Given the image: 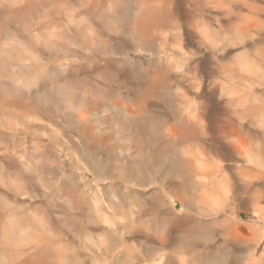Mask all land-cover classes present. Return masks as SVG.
Returning <instances> with one entry per match:
<instances>
[{"label": "clouds", "instance_id": "9594fccd", "mask_svg": "<svg viewBox=\"0 0 264 264\" xmlns=\"http://www.w3.org/2000/svg\"><path fill=\"white\" fill-rule=\"evenodd\" d=\"M200 3L214 11L196 16L194 26L191 0H78V6L63 0L53 7L70 20L79 14L82 43L71 45L77 53L47 65L36 50L40 34L34 29L31 47L15 37L0 39V131L12 134L0 140V264H264V128L253 145L261 162L247 167L225 139L237 125L216 109L221 98L213 93L219 83L214 71L225 67L229 48H241L264 81V0ZM16 6L0 0V8ZM201 28L218 42L210 45ZM49 66L60 77L55 91L48 90ZM177 81L193 85L189 90L200 101L193 109L197 117L183 124L168 107L187 95ZM42 91L51 97L53 116L62 110L82 120L112 116L116 153L125 164L138 162L127 178H94L84 208L28 151L25 137L35 121L25 113L7 115L15 112L10 100ZM154 121L158 136L150 135ZM185 136L219 158L207 183L186 171L184 148L173 157L184 180L175 181L167 157L172 142ZM217 178L226 191L218 189ZM166 181L180 191L170 196ZM88 216L95 217L91 227Z\"/></svg>", "mask_w": 264, "mask_h": 264}, {"label": "rangeland", "instance_id": "374dc122", "mask_svg": "<svg viewBox=\"0 0 264 264\" xmlns=\"http://www.w3.org/2000/svg\"><path fill=\"white\" fill-rule=\"evenodd\" d=\"M10 3L16 4L17 6L16 7H10V8H0V23H2L4 25V31L2 33H0V39H9V38L15 37L22 44H24L25 47H31L32 46V40L30 39V33L34 29L37 33L40 34V37H39L40 43H39L38 47L36 48V50L42 53L41 58L44 60L45 64L47 65L48 61L50 59L55 58L56 56L59 55L60 52H57V50L62 46L63 39L67 38L66 40H68L71 38L72 34H71L70 30H73L75 25L73 24V26H72V25H70V23L67 22V24L66 23L65 24H61V23L59 24L58 23L57 26L53 27L52 26V20L58 19V15L54 14L52 17V15H51V9L52 8H51L48 0H10ZM198 3L201 5L200 0ZM58 12H59V10H58ZM77 16H79V14H77L74 17L77 20H79L80 16H79V18ZM67 26H69V27H67ZM58 27L63 29V31H61V29H59ZM53 28H55V29H53ZM68 29H69V31H68ZM53 32H56L55 36H51V33H53ZM211 36H214V35H211ZM51 41H54V44L56 45V47L59 46L58 49H56V48L53 49V51L55 50L53 54H52L53 51H52L51 47H50L51 50L48 51ZM79 42L82 43L81 40ZM71 49L73 51L75 48L71 47ZM256 70H255V72L258 73V70L257 71ZM52 73H55V72L52 71V66H49L48 71L46 73V78L48 81V90L55 91L57 84L60 82V77L58 76L57 79L54 80V79H52ZM258 77H259V75H258ZM259 82L261 84L264 81L260 80ZM256 86H255V88H258V86L257 87ZM216 90H218V89H216V87H214L213 92ZM257 90H258L257 91V95H258V93L260 91L264 90V88L263 89L258 88ZM202 92H203V87H202ZM255 92H256V89H255ZM263 92H260V94H259L261 97L260 99H262V100H264V98H262L264 96ZM47 94H48V91H42L39 93V95L35 96L34 98L30 97L27 99V101L26 100L22 101V104L26 105V103H27L29 106V103H30L31 106L32 105L37 106L39 104H40V106H42V104L39 103V100L41 98L46 97ZM261 94H263V95H261ZM258 97L259 96H257L256 98L259 99ZM187 99H188L189 105L188 104H186V105H187L188 109L186 108L187 110H185V115L181 116L182 118L184 117V119H185V116H187V115L191 116V113H192L191 111H193L192 114H194L195 111L193 109L196 108V106L198 104H200L199 97L197 95H195L194 93H191V91L188 93ZM14 101H17V100H10V102H14ZM18 101H20V100H18ZM10 102H8V104H10ZM23 102H25V103H23ZM258 102H259V104H258ZM258 102H256V103L259 106H261L260 101H258ZM42 103H44V102L42 101ZM45 104H49V103L45 102ZM10 105H9V107H10ZM13 105L14 104H12V106ZM244 105H246V104L244 103ZM248 105H249V103H247L246 107H248ZM16 106H17V104H16ZM189 106H190V108H189ZM242 106H243V104H242ZM242 106H240V108ZM257 106L254 104V106H252V107L255 108ZM259 106H258V109L260 108ZM191 107H192V110H191ZM201 107H202V105H201ZM244 107L245 106L242 107L243 110H241V112H243V111H245V109H247L248 114L252 113V117H253V115H254V117L257 115L256 114L257 111L261 112L257 108H255V111H254V109L252 111H250V108H251L250 105H249V110H248V108H246V107L244 108ZM10 108H13V107H10ZM17 108H18V106H17ZM17 108L14 107L15 112H11L12 115L9 114L8 115L9 118H10V116H13V114H14V116H16L17 113H22L20 111L23 108L22 107H21V109H19V108L17 109ZM169 111L172 113L173 119L174 120L176 119L175 121H177L179 123V119H177V118H180V117H178V116L174 117V114H173V113H176L178 115L179 111L177 110V111L173 112L174 110H172L170 107H169ZM187 111H189L188 114L186 113ZM239 111H240V109H239ZM68 112L70 113V111H63L62 113H68ZM3 114L4 113L2 111H0V116H2ZM72 114L74 115L75 113H72ZM148 114L150 115V113H148ZM196 114H198V113L195 112V115ZM145 115H147V114H145ZM187 118L188 117H186V120H188ZM121 119H123L122 116L116 120V123L117 124L120 123ZM55 120L57 122L56 123L57 126L54 125V128L51 127V125L48 128H40L37 126V127L32 128V130H29L28 135H26V137H25V143L27 144L28 151L31 152L33 156H35L37 159H42L45 162V164L48 165V167L46 168V171L51 175L52 179H54V180L59 179L60 189H61V186L63 187L62 188L63 190L61 189L60 191L63 192L65 190L68 191L69 189H71V190H69V193L71 192L70 194H72V198L75 199L76 197H79L80 198L79 207L84 208L88 204L87 189L89 187H92V189L95 190V186L91 184L92 180L94 178L99 180L101 177H104L105 179H109V177L102 176L96 172V168L99 165L101 167H103L104 170H107V169L110 170L109 172L110 173L112 172L111 175H113L115 177L118 176L116 174L118 172H119L118 173L119 175L121 174V172L125 173L124 168H122L123 171L121 170V167H123V166L121 165V163L120 164L118 163V161H117L118 160V157H117L118 154L115 151V148L117 146L118 132L115 128V125L112 122L113 121V117H112V120L110 118L111 121L109 122V125H107L108 124L107 123L104 126V127H106L105 132H104V130H105L104 127H102V129H100V130H98V129L95 130V136L98 138V136L100 137V135L103 134L101 136L106 141L100 139L98 142L97 141L96 142H94V141L87 142V141H83V138L75 137V134L73 133L72 130H70L68 128V125L63 121V119H61L59 117V118H56ZM255 120H256V118H255ZM164 123L166 124V123H168V121H165ZM256 128L253 129V131H255ZM53 130L56 133H54ZM258 130H256L255 132L258 133L259 135H261V129L258 128ZM101 131L103 133H101ZM1 132H0L1 136L5 135V137H1V138L5 142H7V139H8L7 135L10 137L9 133L3 134V132L2 133ZM227 138L228 137L226 136V139ZM120 139H123V136H120ZM191 139H192L191 136H185L182 141L179 139V137L177 138V140H174L172 142V145H171V147H172L171 155H168L170 158L167 157V159H169L168 161H169V163H171L172 162L171 160H173V158L171 159V157L175 156L177 149L178 148H184L185 156L188 158V160H187L188 169L186 171L187 172H198L200 174V179L203 182L207 183L209 181L210 177H209V175H206V173L207 172L209 173L211 168H213L214 166L216 167V164L218 167L219 158L217 157L216 153H215L216 156H213L214 153L210 151L212 153V156L215 157L217 162L211 161V159L207 161L206 159H209V158H207V157H209L208 154H210V152H208L209 149L207 148V146H203V148H201L202 146H200V148H198L199 146L193 147V145L191 143ZM229 139L230 138H228V140ZM230 140H231V142H233V144L230 141H229V143L234 145L235 140L234 139H230ZM92 144H93V146H91ZM232 145H230V146L232 147ZM204 148H206L205 151H204ZM200 149L203 150V153L205 154L204 156L207 155V157L202 156L203 153L199 154V152L201 151ZM231 149H232V151H234L233 148H231ZM257 151L258 150L255 148V152H256L255 154L257 155V158H258V156L260 157V154H259L260 152H257ZM258 159H260V158H258ZM214 162H216V163H214ZM257 162L260 163L261 161L258 160ZM258 163H256V164H258ZM117 169H118V172L116 171ZM120 170H121V172H120ZM174 171L176 172L175 181L178 183H182L184 180V175L181 174V172L178 168H176V170H174ZM61 173L64 174L62 179L60 178ZM172 178H173L172 173L170 172L168 179L171 180ZM217 181L219 182L220 180L217 178ZM217 181H216V183H217L218 189L220 191H226L227 188H226V185L223 183V181H220L221 182L220 184ZM67 187H68V189H67ZM105 187H106V185L101 184L100 185V191L103 192ZM139 190H146V189L140 187ZM164 191H167L169 193V195L171 196V195H173V193H178L180 190L175 188V187L169 188L167 186V181H166L165 186H164ZM63 193L65 195L70 196L66 191ZM210 195H213V194H210ZM105 199H108V196L106 193H105ZM173 199H175L174 196H173ZM65 207H67V204L65 205ZM74 215L76 217H79L81 215V213L76 212V213H74ZM94 221H95L94 216H88L87 217L86 222L89 223V227H91V223H94ZM69 239H71V237H69Z\"/></svg>", "mask_w": 264, "mask_h": 264}, {"label": "bare ground", "instance_id": "6f19581e", "mask_svg": "<svg viewBox=\"0 0 264 264\" xmlns=\"http://www.w3.org/2000/svg\"><path fill=\"white\" fill-rule=\"evenodd\" d=\"M48 1L50 3L51 8H52L51 9V15L53 17L54 14L57 15L58 10L60 11V9L54 8L53 5L57 4V3H63V0H48ZM198 2H199V0H191L192 14H193V18H194V26H195V17L196 16L207 13V12H213L214 11L213 9L202 8V6ZM70 3L78 6V0H70ZM77 17L79 18V16H77ZM78 21L79 20H77L75 17H73L70 20L69 17L66 15H58V19L52 20V26L53 27L57 26L58 23L59 24L60 23L61 24L66 23L67 24V22L70 23V25H72V26L74 24L75 27L73 30H70V32L72 34L71 38L68 40H66L67 38L63 39V44L60 48H59V46L56 47V45L54 44V41H51L48 51L51 49L53 51V49L59 48L57 50V52H60L59 53V55L61 54L60 56L64 55L65 53H69V54L77 53L78 48H75L72 51L71 45H79L80 44V42H79L81 40L80 39V33H79L78 27H77ZM67 27H69V26H67ZM53 29H55V28H53ZM59 29H61V28H59ZM68 31H69V29H68ZM201 31L203 32L204 39L207 42H209L210 45H214L218 42V38L212 32H210L207 28H201ZM55 34H56V32H53V33H51V36H55ZM211 35H214V36H211ZM166 39H167L166 36L164 38H162V42L160 45L161 47H165V44L163 43V41ZM50 47H51V49H50ZM54 51L52 52V54L54 53ZM241 52H242L241 48H229L228 52L225 53V55H230V58L228 61L225 62V67L223 69H217L214 71V79H218L219 83H216V85H215L216 89H218V90L214 91L213 93H214V96L219 95L221 98L220 104H217L215 106L216 109L226 118V120L232 121L233 123H235L237 125V127H235L233 129L232 134H226V136L228 138L235 140L234 145H232L233 142H231L230 139L229 140H228V138L226 139V136H225V139L228 140V143H229V141L232 143V144L231 143H229V144L232 145L231 148L234 149V152L237 154L239 159L244 161L245 165L247 167H251L252 165H255L256 163H258L257 162L258 160H260V159H258L260 157L258 156V158H257V155L255 154L256 152H255V148L253 147V145H255L259 141V138H260V135L258 133H256L255 131L258 130V128L259 129L264 128V125H263L264 124V114L257 111V113H256L257 115L255 117L253 115V117H252V113L248 114L247 109H245V111H243V112H241V110H243V108H242L243 106L246 107L247 103H249V105L251 107L250 111H252L253 109L255 111V108L258 109V106H259L258 101H260V103H261V100H262V99H260L261 97L259 94H260V92H263L264 90L260 91L257 95V91H258L257 89L258 88L263 89V88H260L258 86L260 84V82H259L260 79L258 77L259 68L256 65V63L253 62L252 59L248 58L249 57L248 55H242ZM233 59L235 60V64H236L235 70H233L231 68V64H232ZM177 66H180L178 60H177ZM256 69L258 70V73L255 72ZM173 75H179V73H173ZM57 77H58L57 73H52V79L56 80ZM177 83L181 84V86L184 88V92L187 95L183 99L176 98L172 104H169V107L172 110H174L173 112H175L177 110L179 111L178 115L176 113H173V114H174V117H177V116L180 117L177 119H179L180 124H183L187 121L186 117H188V115L185 116V119H184V117L182 118L181 116L185 115V110L188 109V107L186 105V104H188L187 96H188V93L190 92L189 89L191 87H193V85L189 84L187 81H177ZM256 85L258 86V88H255ZM255 89H256V92H255ZM261 95H263V94H261ZM255 96L256 97L259 96L258 98L260 100L257 99ZM262 98H264V96ZM20 101H18V100L14 101V102L9 101L11 105L8 104V106L10 105V107H13V108L14 107L17 108V106H18L19 109H21V107H22L23 109L20 112L27 114L30 119L35 121L34 123H31L28 125L29 130H32V128L37 127V126L40 128H48L51 125V127L54 128V125L57 126V124H56L57 122L55 119L60 117L68 125V128L73 131V133L75 134V137L83 138V141H87V142H89V141L90 142L91 141H94V142L97 141L98 142L100 139L104 140V138H102V136H101L103 134H101L100 137L96 134L98 136V138L95 136V130L96 129H98V130L102 129V127H104L107 123H108L107 125H109V122L112 120V116H109V117H99L98 116V117L93 118V119L82 120L76 114L73 115L72 114L73 112L62 113L63 111L60 114L53 116V114L51 112L52 101H51V97L49 96V94H47L46 97L41 98L39 100V103H41L42 106H40V104L37 106L36 105L31 106L30 103H29V106L26 103V105H27L26 106V105L22 104V101L21 102ZM42 101L44 103H42ZM45 102H48L49 104H45ZM256 102H258V104ZM23 103H25V102H23ZM244 103L246 105H244ZM12 104H14L15 106L14 105L12 106ZM16 104H17V106H16ZM242 104H243V106H242ZM254 104L256 106L257 105L258 106L255 108L252 107V106H254ZM249 105H248V107H246V108H248V110H249ZM240 106H242V107L240 108ZM259 107L261 108V106H259ZM189 108H190V106H189ZM260 108L258 110H260ZM239 109H240V111H239ZM191 110H192V107H191ZM93 111H96V110L93 108H89V112H93ZM188 112L189 111H187L186 113L188 114ZM191 112L193 113V111H191ZM195 112H194V114L191 113V117L193 119H195L198 115V114L195 115ZM9 114H11V112H9L7 115H9ZM145 114L149 115L147 113V109H145ZM85 115L87 116V114H85ZM13 118H20V117H17V115L14 116V114H13V116H10L9 119H13ZM110 118H111V120H110ZM255 118H256V120H255ZM104 128H105V130H104V132H105L106 127H104ZM255 128H256V130L253 131V129H255ZM54 133H56V132L54 131ZM101 133H103V132L101 131ZM158 133H159V125L157 122L154 121L153 126L150 130V135L158 136ZM3 134H5V133H3ZM9 135L11 136L12 134L9 133ZM26 135H28V132ZM1 137H5V135L4 136L0 135V140H3ZM7 137H9V136L7 135ZM191 137L193 139V136H191ZM192 139H191V141H192ZM104 141H106V140H104ZM91 146H93V144ZM198 148H200V146ZM201 148H203V146ZM205 149L206 148H204V151H205ZM200 150L202 152L200 151L199 154H202L203 150L202 149H200ZM208 152H210V150ZM257 152H259V151H257ZM169 155H171V153ZM204 155L205 154L203 153L202 156H204ZM208 156L209 157H207V155L204 156V157L209 158V159H206L207 161L210 159H211V161H216L215 157H213V156H216L215 153L212 156V153L210 152V154H208ZM117 157H118V160L117 159L116 160L118 161L119 164L121 163V165L123 166V167H121V170H122V168H124V171H125V173H122L120 170V172H121L120 175H123L125 178H127L128 176L131 175V172L129 171V169L134 165V163L136 164V166H138V162L128 161V163L125 164L120 159L119 156H117ZM172 158H173V156L171 157V159ZM124 159L126 160L127 157H125ZM171 161H172L171 164L173 166V169L176 170L177 166H176L174 160H171ZM216 162H214V163H216ZM214 167L211 168V170L209 169L210 172H212L215 168H218L217 164H216V167L215 168ZM118 169L116 170L117 172H118ZM109 171L110 170H108V169L104 170L103 167H101L100 165L96 168V172L98 174H100L102 176H107V177H109V180H112L113 178H115V176L111 175L112 172L110 173ZM118 173H116V174L119 175ZM209 173L207 172L206 175H208ZM218 183L220 184L221 182L219 181ZM62 188L63 187L61 186V189ZM67 189H68V187H67ZM69 190H71V189H69ZM69 190L68 191L65 190V191L70 195V197H72V194H70L71 192L69 193ZM65 191H63V192H65ZM66 196H68V195H66Z\"/></svg>", "mask_w": 264, "mask_h": 264}]
</instances>
